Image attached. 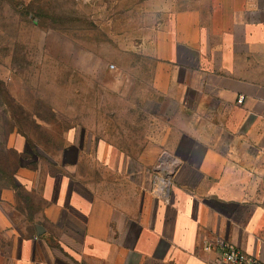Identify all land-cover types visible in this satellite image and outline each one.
Segmentation results:
<instances>
[{"label":"crops","instance_id":"1","mask_svg":"<svg viewBox=\"0 0 264 264\" xmlns=\"http://www.w3.org/2000/svg\"><path fill=\"white\" fill-rule=\"evenodd\" d=\"M173 36L157 56L178 67L154 86L181 112L157 116L172 122L171 143L145 182L108 149L98 182L47 197L43 241L20 225L22 244L4 245L0 214V264H213L206 246L222 243L264 262V0H203L179 13ZM164 155L173 169H159Z\"/></svg>","mask_w":264,"mask_h":264},{"label":"rangeland","instance_id":"2","mask_svg":"<svg viewBox=\"0 0 264 264\" xmlns=\"http://www.w3.org/2000/svg\"><path fill=\"white\" fill-rule=\"evenodd\" d=\"M202 1L0 0V214L17 239L4 245L22 244L20 225L43 241L48 198L98 182L108 149L145 182L171 143L172 122L157 116L181 112L155 89L178 67L157 53L173 52L175 19ZM11 99L24 115H7Z\"/></svg>","mask_w":264,"mask_h":264},{"label":"built area","instance_id":"3","mask_svg":"<svg viewBox=\"0 0 264 264\" xmlns=\"http://www.w3.org/2000/svg\"><path fill=\"white\" fill-rule=\"evenodd\" d=\"M243 102H244V97H241L238 100V103L243 104ZM168 163H167V155H164L163 159H161L159 169L161 171L173 169L174 166L169 165ZM170 184L171 182L169 180L164 181V185H165L164 189L167 196H169L170 193ZM206 251L217 252L218 260L213 264H264V262L258 259L257 257L243 252L242 250H240L239 248L235 247L230 243H222L217 246L208 245L206 246Z\"/></svg>","mask_w":264,"mask_h":264},{"label":"trees","instance_id":"4","mask_svg":"<svg viewBox=\"0 0 264 264\" xmlns=\"http://www.w3.org/2000/svg\"><path fill=\"white\" fill-rule=\"evenodd\" d=\"M3 91L5 92V94L8 95V92L6 93V89ZM10 98V97H9ZM11 102L13 103L12 105H10V109H9V112H7V115L11 117V119H16V116H17V112H21L22 115L25 114L24 110L20 107H14V100L11 99ZM16 106V105H15ZM19 110V111H18Z\"/></svg>","mask_w":264,"mask_h":264}]
</instances>
